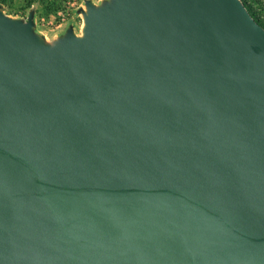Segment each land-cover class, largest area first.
<instances>
[{
    "label": "water",
    "instance_id": "obj_1",
    "mask_svg": "<svg viewBox=\"0 0 264 264\" xmlns=\"http://www.w3.org/2000/svg\"><path fill=\"white\" fill-rule=\"evenodd\" d=\"M0 4V264H264V27L242 0H84L55 37Z\"/></svg>",
    "mask_w": 264,
    "mask_h": 264
},
{
    "label": "rangeland",
    "instance_id": "obj_2",
    "mask_svg": "<svg viewBox=\"0 0 264 264\" xmlns=\"http://www.w3.org/2000/svg\"><path fill=\"white\" fill-rule=\"evenodd\" d=\"M99 1V0H95ZM84 0H0L7 7L8 14L16 17H29V10L38 5L37 20L39 30L50 38L55 37L69 23L81 26V16L76 10Z\"/></svg>",
    "mask_w": 264,
    "mask_h": 264
},
{
    "label": "trees",
    "instance_id": "obj_3",
    "mask_svg": "<svg viewBox=\"0 0 264 264\" xmlns=\"http://www.w3.org/2000/svg\"><path fill=\"white\" fill-rule=\"evenodd\" d=\"M4 0H2L3 3ZM256 21L264 27V0H242Z\"/></svg>",
    "mask_w": 264,
    "mask_h": 264
}]
</instances>
